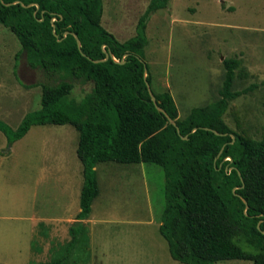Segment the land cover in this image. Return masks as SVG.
Instances as JSON below:
<instances>
[{"label":"trees","instance_id":"obj_1","mask_svg":"<svg viewBox=\"0 0 264 264\" xmlns=\"http://www.w3.org/2000/svg\"><path fill=\"white\" fill-rule=\"evenodd\" d=\"M169 1L151 0L135 36L119 42L101 25L102 0H0V25L20 44L16 58L23 54L28 67L44 77L35 85L41 89L40 109L28 113L14 131L0 122V132L9 144L32 126L71 125L78 132L76 155L84 181L68 255L99 195L96 167L113 162L163 169L159 233L173 260L264 264V126L256 140L237 134L223 119L229 103L250 89L232 91L238 61H223L220 98L183 119L169 92H153L166 115L148 92L146 27ZM74 82L92 86L80 100L71 97Z\"/></svg>","mask_w":264,"mask_h":264},{"label":"rangeland","instance_id":"obj_2","mask_svg":"<svg viewBox=\"0 0 264 264\" xmlns=\"http://www.w3.org/2000/svg\"><path fill=\"white\" fill-rule=\"evenodd\" d=\"M150 1L102 0L101 25L125 42L135 36ZM146 38L144 62L152 94L169 92L180 119L220 98L223 61L237 60L232 91L250 89L229 103L223 119L237 134L261 138L264 0H170L150 17ZM19 51L15 35L0 25V122L13 131L28 113L40 109L41 89L35 85L44 81L23 54L16 58ZM91 87L74 82L71 97L80 100ZM78 139L71 125L32 126L13 144L0 132V264H40L65 256L71 235L53 219L69 216L80 203L84 179L76 155ZM96 169L100 193L90 214L95 223L78 243L93 246V251L78 256L91 255L93 264H145L157 254L161 264H181L171 258L159 233L165 205L163 169L113 162Z\"/></svg>","mask_w":264,"mask_h":264},{"label":"crops","instance_id":"obj_3","mask_svg":"<svg viewBox=\"0 0 264 264\" xmlns=\"http://www.w3.org/2000/svg\"><path fill=\"white\" fill-rule=\"evenodd\" d=\"M97 168V167H96ZM96 171H97V169H96ZM81 189H82V187H81ZM99 193H100V191H99ZM99 196V195H98ZM79 198H80V196H79ZM79 212H80V206H79V204H78V208H74V210H73V212L71 211V213L69 214V216H67V217H60V216H58V217H55L54 219H53V222L56 224V225H58V226H60V227H67V231L70 229V227L71 226H74L76 223H78V220L76 219L77 218V215L79 214ZM44 223V220L42 219L37 225H39V224H43ZM82 223V226H83V228H82V231H81V234H80V236H82L83 234H85V231L87 232V229H89V227L91 226V225H93L94 223H95V221H93L92 220V218H91V215H90V217H89V219L88 220H85V221H82L81 222ZM158 226H160V223H159V225ZM83 229H84V231H83ZM84 232V233H83ZM90 235H91V237L93 236L92 235V230L90 229ZM79 239H80V237H79ZM103 249L101 248V250L100 251H102ZM91 251H93V246H90V247H88V246H84V247H81V246H75L72 250H71V252H69V255L67 254L68 252H67V247H66V249H65V251H63L64 253H65V256L63 257V258H58V259H67L68 260V263L69 264H93L91 261H92V257H91V255L89 256V258L87 259V258H80L78 255L79 254H88V253H91ZM103 253V252H102ZM67 257V258H66ZM82 261H81V260ZM86 260H88V262H86ZM160 259H159V257H158V255L156 254V255H153V256H150L147 260H146V263L145 264H161V262L159 261ZM83 262V263H82ZM91 262V263H90ZM98 264H102V262H98Z\"/></svg>","mask_w":264,"mask_h":264},{"label":"water","instance_id":"obj_4","mask_svg":"<svg viewBox=\"0 0 264 264\" xmlns=\"http://www.w3.org/2000/svg\"><path fill=\"white\" fill-rule=\"evenodd\" d=\"M8 5H9V4H7V6H8ZM77 44H78V47H80V43H79L78 40H77ZM109 56H110V54H108L107 58H108ZM145 78H146V75H145ZM146 86H147L148 92H149V94H150V96H151V99H152V101L154 102V104H155L157 110H158L159 112L165 114V112H164L160 107L157 106L156 100H155V98H154V95L152 94V91H151L150 86H149L148 83H146ZM165 115H166V114H165ZM169 121H170V123H171L172 125H175V123H174L172 120L169 119ZM177 131H178V129H177ZM263 233H264V232H263Z\"/></svg>","mask_w":264,"mask_h":264}]
</instances>
